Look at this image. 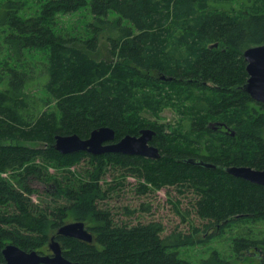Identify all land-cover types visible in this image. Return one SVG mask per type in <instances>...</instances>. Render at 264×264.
<instances>
[{"label": "trees", "instance_id": "1", "mask_svg": "<svg viewBox=\"0 0 264 264\" xmlns=\"http://www.w3.org/2000/svg\"><path fill=\"white\" fill-rule=\"evenodd\" d=\"M33 1L40 3V10L29 17L20 15L24 0H6L0 8L3 43L8 50L5 60L22 62L27 51L44 49L53 65L44 83L49 96L43 97L29 92L32 73L5 64V86L0 90V173L18 170L15 176L20 188L0 177V205L12 207L11 211H0V262L4 261L3 249L8 243L26 251L49 253L50 235L70 214L84 221L94 235L92 242L57 236L63 254L72 261L192 264L180 256L179 250L194 243V233L200 229L166 236L160 221L114 222L110 212L99 205L107 192L97 174L77 187L55 180L53 194L66 197L69 203L56 207L57 213L51 215L38 212L29 184L33 178L45 179L37 158L67 166L84 156L95 163L108 157L131 174L145 177L155 188L175 185L192 189L194 209L207 220L205 232L217 227L224 231L237 220L264 217V185L223 169L230 165L264 169V104L242 88L248 78L243 52L264 44V12L238 16L210 9L215 0ZM88 4L98 22L89 24V37L76 38L58 30L59 14L75 12ZM113 13L116 16L112 17ZM108 24L118 30V37L111 39L109 57L101 59L104 67L110 68L102 75L110 72L111 76L96 84L92 60L97 59L92 54L97 51L99 31ZM106 60L117 61L111 65ZM123 72L169 86V100L176 103L184 85L212 90V96L197 98L193 107L215 121L207 123L208 118H204L190 123L192 130L203 133L199 135L203 150L162 141V127L143 118L133 107ZM194 93V89L188 91L191 98ZM216 122L226 124L229 131L214 129L211 125ZM101 126L113 127L116 140L127 134L137 135L142 128L156 130L152 143L159 147L160 158L114 152L62 154L56 150L57 134L76 133L88 138ZM190 157L213 162L217 167L185 162ZM200 264H264V238L239 237L233 256L213 251Z\"/></svg>", "mask_w": 264, "mask_h": 264}, {"label": "rangeland", "instance_id": "2", "mask_svg": "<svg viewBox=\"0 0 264 264\" xmlns=\"http://www.w3.org/2000/svg\"><path fill=\"white\" fill-rule=\"evenodd\" d=\"M6 0H0V8ZM210 9L227 11L231 14L244 16L251 13L264 12L263 0H215ZM40 10V3L33 0H24V8L20 10V15L24 17L32 16ZM112 17L116 14H112ZM58 30L76 38H87L91 35L89 24L98 23L90 10V5H86L72 13L59 14L57 16ZM126 23V21H124ZM118 30L112 25L103 26L99 31V43L97 51L92 55L97 60L94 62L96 84L103 81V77L110 78V72L105 73L102 58L109 57L111 52V39L118 37ZM3 26L0 25V90L5 86L3 74L5 64L26 70L32 73V87L29 92L37 96H49L44 83L49 79L52 61L48 60V50L27 51L22 62L5 60L8 58V50L3 43ZM114 65L117 60H106ZM125 74L124 84L127 85V95L131 96L133 107L139 109L143 118L156 121L163 129V140L172 142L177 146L189 148L194 151H202L200 141L203 133H198L191 129L192 120H204L207 123L215 121L211 116L199 113L193 104L199 97L212 96L210 89H201L190 85H184L183 95L179 102L169 100V86L163 84L148 83L147 79H142L132 74ZM123 82V81H122ZM194 89V97L191 98L188 91ZM54 103V102H53ZM54 104L52 105V107ZM51 107V108H52ZM218 118V117H217ZM218 120H221L220 118ZM264 131V129H263ZM33 146H40L41 142H27ZM37 164L42 166L45 179L33 178L29 181L34 192L30 195L35 208L40 213H57L56 207L66 205L69 200L64 196L56 197L54 189L55 180L63 185L77 187L82 182L89 180L91 175H96L107 196L100 200L99 205L108 210L114 222H148L151 220L163 223L168 236L175 232L191 234L194 229L200 231L194 233L195 242L180 248V256L191 261L192 264H200V261L210 255L213 251H218L224 256L234 255V245L239 237L264 238V217L245 218L233 222L230 226L221 231L215 228L205 232L206 219L201 218L194 209L195 193L192 189L175 185H165L155 188L148 180L140 175H133L123 166L114 163L108 157L102 163H95L84 156L77 159L75 163L67 166H59L48 160L36 159ZM18 170H9L0 173V177L10 180L16 187L20 188L18 178L15 176ZM146 189V190H145ZM11 211L10 205L1 206L0 211ZM78 221L70 214L65 217L64 223ZM57 232L55 230L51 235ZM214 234L212 237H209Z\"/></svg>", "mask_w": 264, "mask_h": 264}, {"label": "water", "instance_id": "3", "mask_svg": "<svg viewBox=\"0 0 264 264\" xmlns=\"http://www.w3.org/2000/svg\"><path fill=\"white\" fill-rule=\"evenodd\" d=\"M243 56L247 62L246 70L248 78L242 86L243 90L262 104H264V44L247 47ZM162 79H166L162 76ZM171 79V78H169ZM216 127L226 126L216 122ZM228 129V130H229ZM235 134V131L231 133ZM156 130L142 128L139 134H127L116 140V131L111 126H101L92 130L88 138H82L78 134H57L55 148L62 154H70L85 151L93 155H101L108 152L138 155L149 158H160L158 146L152 143ZM185 162L206 168H216L213 162L198 160L196 157L185 159ZM229 174L243 178L250 182L264 185V169H257L247 165H230L223 168ZM73 237L87 242L94 239L93 233L88 229L84 221L78 220L64 223L59 227L48 243L50 253H40L37 250L26 251L13 243H8L3 249L4 261L0 264H81L65 257L61 242L57 236Z\"/></svg>", "mask_w": 264, "mask_h": 264}, {"label": "flooded vegetation", "instance_id": "4", "mask_svg": "<svg viewBox=\"0 0 264 264\" xmlns=\"http://www.w3.org/2000/svg\"><path fill=\"white\" fill-rule=\"evenodd\" d=\"M214 129H218V130H220V131H224V132H228L229 130H228V128L226 127V126H219V127H216V126H214V125H211ZM50 253V252H49Z\"/></svg>", "mask_w": 264, "mask_h": 264}]
</instances>
